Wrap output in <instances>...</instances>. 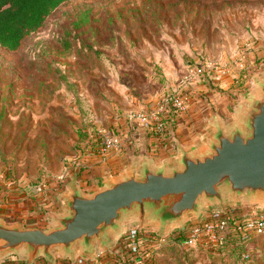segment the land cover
<instances>
[{
	"label": "rangeland",
	"instance_id": "rangeland-1",
	"mask_svg": "<svg viewBox=\"0 0 264 264\" xmlns=\"http://www.w3.org/2000/svg\"><path fill=\"white\" fill-rule=\"evenodd\" d=\"M210 64L227 74L201 78ZM261 76L264 0L65 3L17 51L0 48V219L50 226L68 184L129 151L142 130L131 116L165 94L194 99L207 85L240 103ZM113 139L121 148L104 152ZM244 239L164 245L152 264H264V235ZM122 249L88 264H115Z\"/></svg>",
	"mask_w": 264,
	"mask_h": 264
},
{
	"label": "water",
	"instance_id": "water-1",
	"mask_svg": "<svg viewBox=\"0 0 264 264\" xmlns=\"http://www.w3.org/2000/svg\"><path fill=\"white\" fill-rule=\"evenodd\" d=\"M60 198L65 212L52 214L47 229L0 219V264L11 256L26 264H56L57 256L89 262L113 249L131 220L166 238L210 210L264 208V76L242 97L234 121L216 118L201 148L178 147L174 165L137 158L96 191L85 193L73 180Z\"/></svg>",
	"mask_w": 264,
	"mask_h": 264
},
{
	"label": "built area",
	"instance_id": "built-area-1",
	"mask_svg": "<svg viewBox=\"0 0 264 264\" xmlns=\"http://www.w3.org/2000/svg\"><path fill=\"white\" fill-rule=\"evenodd\" d=\"M209 73H197L201 78L221 73L220 67L208 65ZM220 72V73H214ZM212 77V76H210ZM190 96L186 94L167 93L155 107L147 112L135 113L131 120L139 127L151 134L165 138L170 126L174 124L176 118L185 113L190 104ZM106 150L111 148L120 149L119 139L107 140ZM184 241L185 246H193L203 239L209 245L217 246L222 239L227 236L237 238L259 237L264 235V208L258 206L228 207L225 210H213L203 219L192 223L185 231L177 234ZM175 236V235H173ZM172 236L160 238L155 233L144 230L128 231L121 239L119 247H125L124 253L119 254L115 264H152L153 250H157L169 244ZM154 250V251H155ZM48 264L44 259H39L35 264ZM1 264H26L16 256L5 259ZM56 264H88V262L78 259L75 263L67 260H59Z\"/></svg>",
	"mask_w": 264,
	"mask_h": 264
},
{
	"label": "crops",
	"instance_id": "crops-1",
	"mask_svg": "<svg viewBox=\"0 0 264 264\" xmlns=\"http://www.w3.org/2000/svg\"><path fill=\"white\" fill-rule=\"evenodd\" d=\"M198 90L197 97L190 99L188 110L176 118V121L173 126H170L165 138L157 137L142 129L141 132H137L133 136L132 143L128 145L129 151L124 152V154L119 157L108 160V165L104 163L105 167L103 169L96 168L93 171H89V174L79 176V181H77L79 187L85 193L94 192L98 189L101 181L106 178L117 177L127 172L133 161L141 157L148 158L156 166L163 164L172 166L175 164L176 158L178 157V147H183L189 151H196L202 147L205 142V137L211 130L212 123L216 118L222 120L224 123H229L236 119L242 102L234 103L229 96L221 97L220 94L215 93L207 85H201ZM67 191L68 189L64 191L60 197L65 195ZM55 207V210L50 211L48 214V220L51 223L50 226L43 227L37 225L34 227L42 229L52 227L51 215L63 214L65 212V206L61 198L60 201L56 203ZM211 211L213 210H210L205 216ZM35 221L36 217L32 219L31 222L34 223ZM196 221L198 220H193L186 229ZM139 226L140 224L136 220L128 221L124 224L125 232L128 233L130 229L138 228ZM150 232L155 233V230L150 229ZM181 232H177L173 235H177ZM125 234H123L122 237H124ZM120 242L121 239L119 240V245ZM59 260L70 261L69 259L57 256L56 263H58Z\"/></svg>",
	"mask_w": 264,
	"mask_h": 264
},
{
	"label": "trees",
	"instance_id": "trees-1",
	"mask_svg": "<svg viewBox=\"0 0 264 264\" xmlns=\"http://www.w3.org/2000/svg\"><path fill=\"white\" fill-rule=\"evenodd\" d=\"M70 1L73 0H0V48L17 51L27 37L41 29L58 8ZM85 20L76 25L77 29L86 25ZM226 238L228 241L245 240L233 236ZM180 242L184 244L180 236H172L166 248ZM165 249L161 250L166 252Z\"/></svg>",
	"mask_w": 264,
	"mask_h": 264
}]
</instances>
